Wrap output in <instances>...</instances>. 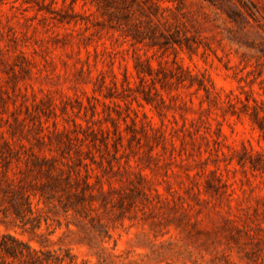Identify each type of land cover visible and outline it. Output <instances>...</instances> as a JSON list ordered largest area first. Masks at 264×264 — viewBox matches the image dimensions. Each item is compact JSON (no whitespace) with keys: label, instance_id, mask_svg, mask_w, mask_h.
Listing matches in <instances>:
<instances>
[{"label":"rangeland","instance_id":"obj_1","mask_svg":"<svg viewBox=\"0 0 264 264\" xmlns=\"http://www.w3.org/2000/svg\"><path fill=\"white\" fill-rule=\"evenodd\" d=\"M0 264H264V0H0Z\"/></svg>","mask_w":264,"mask_h":264}]
</instances>
